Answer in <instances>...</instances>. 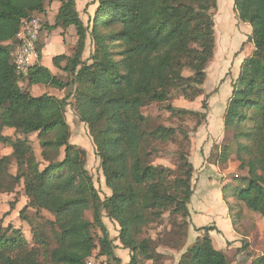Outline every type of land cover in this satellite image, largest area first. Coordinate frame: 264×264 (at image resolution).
<instances>
[{
	"label": "trees",
	"instance_id": "obj_1",
	"mask_svg": "<svg viewBox=\"0 0 264 264\" xmlns=\"http://www.w3.org/2000/svg\"><path fill=\"white\" fill-rule=\"evenodd\" d=\"M49 1L0 0V144L12 148L0 157V196L23 185L27 203L20 216L33 235L31 245L23 229L5 224L0 214V264H88L96 251L107 264H123L104 216L117 223L118 239L130 250L126 264H165L162 239L149 234L165 214L177 226L170 246L182 251L176 264H230L210 237L214 226L200 228L204 234L186 247L195 172L190 132L181 125L153 123L144 113L158 105L180 119L195 117L193 131L206 121L207 98L202 110L172 101L192 102L205 93L207 68L216 51L217 0H94L95 14L88 23L76 0H60L50 29L61 27L64 34L75 26L77 31L73 53L53 58L66 81L40 63L26 74L18 73L14 63L23 21L45 14ZM234 8L238 19L252 28L248 39L254 49L232 85L225 137L217 151L220 166L227 167L234 157L246 175L229 178L222 191L231 208L230 199H235L264 216V0H234ZM88 40L93 51L86 59ZM41 48L39 44V59ZM38 84L72 93L33 95L30 87ZM69 105L87 124L100 158L111 190L104 198L87 168V150L70 140ZM6 129H14L17 137L5 135ZM33 133L41 161L29 139ZM169 144L177 145L174 167L157 163L154 154L158 146ZM28 209L35 214H25ZM240 215L241 210L235 226ZM241 249L248 251V244ZM252 264H264V254Z\"/></svg>",
	"mask_w": 264,
	"mask_h": 264
},
{
	"label": "rangeland",
	"instance_id": "obj_2",
	"mask_svg": "<svg viewBox=\"0 0 264 264\" xmlns=\"http://www.w3.org/2000/svg\"><path fill=\"white\" fill-rule=\"evenodd\" d=\"M59 5H61V1L59 0L49 1L48 3V6L50 7L49 16L51 17L49 18L50 20H48L49 23H53V24L55 23V19H56L55 14L57 12V8L60 7ZM84 5L86 8H84ZM81 6H82L81 13L84 14L83 19L85 23H88L90 17L94 16L95 14L97 3H95L94 0H81ZM45 21L43 20L44 30L41 32V36H42L43 41L48 42L49 38L47 37H50L49 33L51 30L50 29L51 26ZM237 21L238 20L236 18H231L227 25H221L219 18L215 15L216 51H215V56L213 60L210 62L207 68L208 70L207 86L206 84L204 86L206 87L205 90L207 89L208 92L205 91L202 97L198 98V100H196V102L192 104H190L188 101H186L183 98L174 99L172 103L175 106L186 107V108L189 107L191 109L200 108L199 110H202L201 106H202L203 99L207 98V101H208L209 96L214 95V93H216L221 86L223 88V91L224 90L228 91V89H230V87L233 85L234 81L239 76L243 61L245 60L246 57L252 54L253 49H254V45L252 42L249 41L248 35L244 34L248 31L249 29L248 26H245V27L240 26V24H238L239 22L237 23ZM56 39L59 41L60 36L58 35L57 38H55V40ZM64 46L66 45L63 42L58 43L55 46L57 47L56 48L57 53L64 52L63 51L65 48ZM92 51H93V47H92L91 41L88 40V45H87L86 52H85L86 59H88L91 56ZM67 52H70V51L67 50ZM72 53L73 51L71 52V54ZM50 56L51 55H49V53L45 55L43 54L40 62L43 64L44 63L48 64L49 66H52L54 73L58 74L63 80L66 81L68 79L67 74L61 69L57 68L53 64L52 60L49 61ZM22 85L24 88L29 87V85L25 81L22 82ZM52 88L56 90L55 94H57L58 92H61V93H64V96H66L70 92L72 93V90L70 89L60 91V89H57L54 87ZM52 88L50 86L45 85V88L42 87L41 90L51 92ZM226 91L224 92L226 93ZM72 100H73V96H70L69 101H72ZM69 106L67 107L66 117H67V121L70 124V128H71V139L70 140L72 143L80 145L87 150L88 152L87 168L90 171V173L93 175L95 185L97 189L99 190L101 196L104 198L106 195L111 193V190L106 186L105 178H104V175L101 169L100 158L96 154L95 146L91 138V135L89 133L87 124L85 122H82L76 115L72 106L71 105ZM144 113L147 115H151V117L155 119L153 123H163L165 125H170V126L181 125L182 127L186 128L190 132L189 133L190 138H191L190 152L192 151L191 149L193 148V143L195 146L198 145V142L194 138L195 137L194 135L201 126L198 127L195 131H193L196 125V121H197L195 117L186 116L180 119L177 115H172L171 113L165 110H159L158 105H152V106L145 108ZM206 122H207V119L203 124H205ZM4 133L5 135L11 136L13 138L17 137V135H15L14 129H6ZM182 138H183V135L182 136L179 135V139L182 140ZM29 139L31 141V144L35 148L37 159L41 161L42 160L41 147H40V142L37 138V133L31 134L29 136ZM217 146L218 145H215L212 148L211 154L207 158L208 163L209 162L217 163L221 171L232 166L231 171L228 170L227 172L226 178L228 179L231 177L235 178V177L246 175V171L238 170L239 163L234 157L231 158L227 167L220 166V164L218 163L219 152L217 151L218 150ZM176 150H177L176 144L158 146V148L154 152V154L156 155V162L174 167L177 161V156H178ZM11 153H12L11 147L0 144V157L9 155ZM63 157H64V150H62V154L60 158L62 159ZM190 158L191 160H193L191 155H190ZM206 164L207 162L206 163L203 162V165L198 164V167H197L198 170H200L201 167ZM15 169L16 167L13 166L12 170L15 171ZM223 173H226V172H223ZM197 176L198 174L194 172L193 186H194V183L197 184V181L199 182L200 180L199 178H197ZM224 178L225 176H223L221 179H224ZM23 191H24L23 185H20L17 187L14 193L1 194L0 214L4 216L5 224L12 223L15 227H19V228L21 227L24 231L25 237L31 242V245H33V242H32L33 235L31 233V228L28 225V223L24 221L20 216L21 210L24 208L25 204L27 203V197L24 195ZM235 205H238V206L242 205L244 209H247V211H249L247 212V214H244L243 209L241 210L240 221L235 226L236 231L239 234H241L243 237H251L254 242H257L258 240L262 238L261 240H262L263 245H261L262 248H260L261 251H259V254L256 253L257 256L254 255V259H255L258 256L264 254V216L247 207L245 208V204L243 202L236 203ZM240 208L236 207L234 208V211L232 212L237 213L240 210ZM250 213H254L255 215H250ZM25 214L32 216L35 214V210L28 209L26 210ZM44 214L48 218H53L52 215L46 211H44ZM236 215L235 216L232 215L233 218L237 217ZM87 217L92 219L91 211L87 212ZM190 220H191V216H190ZM104 222L106 223L109 229V232H110V236L116 246V249H115L116 255L121 259L123 264L128 263L130 261V250L124 248L118 239L119 227L117 223L109 219L107 216H104ZM176 230H177L176 223L173 222L169 218V214H165L163 220L159 224L156 223L152 225L149 230V234L151 236H154V237L157 236L162 239V245H161L160 250L166 253L165 264H176L177 260L179 259L182 253V251L178 252L170 248V246L173 244V241L176 240L175 235H174V232H176ZM245 241L246 240H244V244L246 243ZM187 243H188V240H187ZM187 243H186V247L188 246ZM246 244H248V250H249L250 244L249 243H246ZM246 258L248 259L249 257L247 256ZM107 263H108L107 258L98 256V251L94 253V255L89 259V262H88V264H107ZM111 264H117V263L115 261H112ZM244 264H246V262H244Z\"/></svg>",
	"mask_w": 264,
	"mask_h": 264
},
{
	"label": "crops",
	"instance_id": "obj_3",
	"mask_svg": "<svg viewBox=\"0 0 264 264\" xmlns=\"http://www.w3.org/2000/svg\"><path fill=\"white\" fill-rule=\"evenodd\" d=\"M217 2H218V7L215 15L219 18L221 22L220 24L227 25L231 18H236L238 20L237 23L239 22L238 24H240V26H244V27L248 26L249 29L244 34L249 36L251 34L252 28L248 23L241 22L238 19V15L234 8V0H217ZM76 3H77V10L79 11L81 17L83 18L84 14L81 13V7H82L81 0H76ZM85 5L84 8H86ZM58 9L59 7L57 8L55 17L58 13ZM49 14H50V7L48 6L47 12L45 14H41V16L44 21L47 20L45 22H47L49 25H53V23L48 22V20H50L49 18H51ZM43 30L44 29H42V31ZM62 32L63 29L61 27L57 29H51L49 33L50 37H47L49 38L48 42L43 41L42 36L40 35V44H41L40 46L42 47L40 51L41 58L39 59L38 55H36L32 59V65L35 63H41L40 61L42 59L43 54L45 55L49 53V55H51L49 57V61L52 60V62L54 56L58 54H66V55L71 54V52L74 49L75 43L77 41L76 28L75 26H70L64 34H62ZM58 35L60 36L59 41L57 39L55 40V38H57ZM60 42H63L66 46H64L65 47L63 50L64 52L57 53L56 51L57 47L55 46ZM67 50H69L70 52H67ZM84 57L86 58L85 54ZM41 65L53 71L52 66H49L48 64L45 63L44 64L41 63ZM205 84L207 86V81ZM42 87L45 88V85L38 84L31 86L30 87L31 93L33 95H41L45 92H48L41 90ZM205 88L206 87H204V91L208 92L207 89L205 90ZM55 91L56 90L52 88L51 92L48 93L55 94ZM224 91L221 86L219 90L216 93H214V95L209 96L207 122L201 125L199 130L194 135L195 136L194 138L198 142V145L195 146L193 143V148L191 149L192 150L191 156L193 158L192 162L195 167V173L198 174L197 178H199L200 180L199 182L197 181V184L194 183V193L192 195L191 202L189 204V208L191 212V226L189 228L187 244L188 246H190L193 242H195V240L198 237H201L204 234L203 230H199L200 228L214 226L215 229L210 230L209 234L210 237L212 238L215 248L223 252L227 256L230 264H244V262H246L247 260L246 258L247 256L248 257L252 256L254 258V255L257 256L256 253L259 254V251H261L260 248H262L261 245H263L261 240L262 238L261 239L259 238L260 240L254 242L251 237H243L241 234H239L236 231L235 225L233 223L236 217L233 218L232 215L235 216L242 209L244 214H247V212L249 211H247V209H244L242 205L239 206L235 205L237 203L235 199H230V202L232 203L233 206L231 208L230 203H228L224 199L222 186L224 183L230 180L226 178V176L228 170L231 171L232 166L221 171L217 163L215 162L208 163L207 160V158L211 154L212 148L215 145H219L223 141L225 135L224 114L228 100L232 94V86L230 87V89H228V91H226V93ZM55 95L58 97H63L64 93L58 92ZM196 100H198V98ZM196 100L192 102L189 101L188 102L192 104L196 102ZM199 109L200 108H195V110H199ZM203 162L205 163L207 162V164L202 166L201 169L198 170L197 168L198 164L203 165ZM223 176H225L223 180L224 182H222L221 179ZM233 200L235 201V203ZM236 207H239L240 210L237 213L235 212L233 213L232 211H234V208ZM250 215H255V214L250 213ZM244 240H246L245 241L246 243L250 244V249L248 251L241 249L244 244Z\"/></svg>",
	"mask_w": 264,
	"mask_h": 264
},
{
	"label": "built area",
	"instance_id": "obj_4",
	"mask_svg": "<svg viewBox=\"0 0 264 264\" xmlns=\"http://www.w3.org/2000/svg\"><path fill=\"white\" fill-rule=\"evenodd\" d=\"M43 29V18L36 14L25 19L17 35L18 44L14 52V63L18 73L26 74L32 65V59L38 55L40 35ZM254 258L251 256L246 264H252Z\"/></svg>",
	"mask_w": 264,
	"mask_h": 264
}]
</instances>
